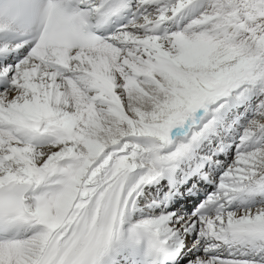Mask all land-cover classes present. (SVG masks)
Here are the masks:
<instances>
[{
    "label": "snow or ice",
    "instance_id": "6c2138e0",
    "mask_svg": "<svg viewBox=\"0 0 264 264\" xmlns=\"http://www.w3.org/2000/svg\"><path fill=\"white\" fill-rule=\"evenodd\" d=\"M0 264H264V0H0Z\"/></svg>",
    "mask_w": 264,
    "mask_h": 264
}]
</instances>
